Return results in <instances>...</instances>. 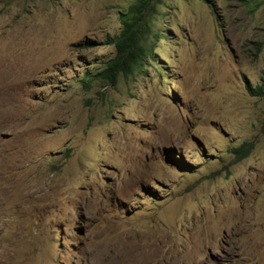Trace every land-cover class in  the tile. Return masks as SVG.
Returning <instances> with one entry per match:
<instances>
[{"label":"rangeland","instance_id":"rangeland-1","mask_svg":"<svg viewBox=\"0 0 264 264\" xmlns=\"http://www.w3.org/2000/svg\"><path fill=\"white\" fill-rule=\"evenodd\" d=\"M134 2L0 0V264H264V0H162L98 79Z\"/></svg>","mask_w":264,"mask_h":264},{"label":"trees","instance_id":"trees-1","mask_svg":"<svg viewBox=\"0 0 264 264\" xmlns=\"http://www.w3.org/2000/svg\"><path fill=\"white\" fill-rule=\"evenodd\" d=\"M160 2L162 0H135L121 14L122 27L112 41L115 53L106 61L102 71L94 75L96 78L108 79L113 84L121 73H131L134 68L142 66L145 60L153 58V47L158 34H150L154 26L153 14L157 13L156 5ZM255 92L264 95V83ZM250 145L243 143L233 150L238 157L246 155Z\"/></svg>","mask_w":264,"mask_h":264},{"label":"bare ground","instance_id":"bare-ground-1","mask_svg":"<svg viewBox=\"0 0 264 264\" xmlns=\"http://www.w3.org/2000/svg\"><path fill=\"white\" fill-rule=\"evenodd\" d=\"M4 91H1L0 93H3Z\"/></svg>","mask_w":264,"mask_h":264},{"label":"clouds","instance_id":"clouds-1","mask_svg":"<svg viewBox=\"0 0 264 264\" xmlns=\"http://www.w3.org/2000/svg\"><path fill=\"white\" fill-rule=\"evenodd\" d=\"M207 2V1H206Z\"/></svg>","mask_w":264,"mask_h":264}]
</instances>
